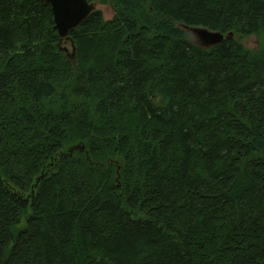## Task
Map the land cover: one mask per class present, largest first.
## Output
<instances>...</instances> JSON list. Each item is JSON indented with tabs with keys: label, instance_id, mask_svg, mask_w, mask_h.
<instances>
[{
	"label": "trees",
	"instance_id": "obj_1",
	"mask_svg": "<svg viewBox=\"0 0 264 264\" xmlns=\"http://www.w3.org/2000/svg\"><path fill=\"white\" fill-rule=\"evenodd\" d=\"M88 1L0 0V264H264V0Z\"/></svg>",
	"mask_w": 264,
	"mask_h": 264
},
{
	"label": "water",
	"instance_id": "obj_2",
	"mask_svg": "<svg viewBox=\"0 0 264 264\" xmlns=\"http://www.w3.org/2000/svg\"><path fill=\"white\" fill-rule=\"evenodd\" d=\"M54 14V30L58 33L61 43L60 51L66 53L69 60L76 56V48L72 42V53L62 49V44L69 41L70 33L77 30L94 12L98 10L97 2L88 0H47ZM198 39V44L203 48H213L223 43L227 38L218 32L204 28H187ZM232 37V34L230 35Z\"/></svg>",
	"mask_w": 264,
	"mask_h": 264
},
{
	"label": "rangeland",
	"instance_id": "obj_3",
	"mask_svg": "<svg viewBox=\"0 0 264 264\" xmlns=\"http://www.w3.org/2000/svg\"><path fill=\"white\" fill-rule=\"evenodd\" d=\"M98 10L102 11L104 14V18L106 21H110L114 18L115 16V11L113 9V7L111 5H102V4H98ZM192 37L194 38L195 42H198V39L196 38V36L194 34H192ZM244 44L252 49V50H257L260 47V43L258 41L257 38H250V39H246L244 40ZM62 49H67L70 53H72V43L70 41H66L62 44Z\"/></svg>",
	"mask_w": 264,
	"mask_h": 264
}]
</instances>
